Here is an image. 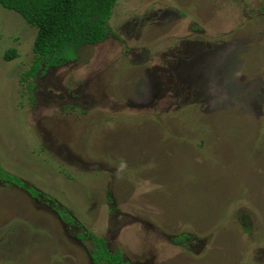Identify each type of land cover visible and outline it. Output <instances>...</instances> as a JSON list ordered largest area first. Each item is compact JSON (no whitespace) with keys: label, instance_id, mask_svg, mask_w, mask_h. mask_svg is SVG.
<instances>
[{"label":"rangeland","instance_id":"obj_1","mask_svg":"<svg viewBox=\"0 0 264 264\" xmlns=\"http://www.w3.org/2000/svg\"><path fill=\"white\" fill-rule=\"evenodd\" d=\"M108 27L22 79L35 29L0 7V168L36 192L0 181V264H92L90 234L127 264H264V0H118Z\"/></svg>","mask_w":264,"mask_h":264},{"label":"trees","instance_id":"obj_2","mask_svg":"<svg viewBox=\"0 0 264 264\" xmlns=\"http://www.w3.org/2000/svg\"><path fill=\"white\" fill-rule=\"evenodd\" d=\"M118 0H0V7L19 15L24 23L35 29L31 46L33 61L22 79L36 76L41 67H58L77 59V52L84 46L102 43L108 37V20ZM194 30H198L194 26ZM16 56L14 49L4 55L5 61ZM184 126V125H183ZM0 181L24 189L30 196L36 192L25 187L19 179L3 172ZM61 221L68 226L75 225L71 212L57 211ZM87 241L86 247L92 264H127L121 251L111 252L105 241L93 234L79 235ZM184 236L175 237L176 242H184Z\"/></svg>","mask_w":264,"mask_h":264}]
</instances>
